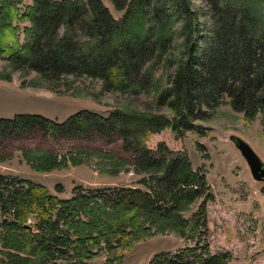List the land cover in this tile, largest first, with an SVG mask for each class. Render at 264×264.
I'll return each mask as SVG.
<instances>
[{
	"label": "trees",
	"instance_id": "16d2710c",
	"mask_svg": "<svg viewBox=\"0 0 264 264\" xmlns=\"http://www.w3.org/2000/svg\"><path fill=\"white\" fill-rule=\"evenodd\" d=\"M203 1L207 10L193 0H114L124 11L116 19L103 0H34L25 14L31 23L25 41L0 47L15 70L50 82L89 77L102 80L106 91L157 95L143 109L78 112L59 124L43 115L17 114L0 119V137L40 127L66 136L117 139L137 155V171L153 176L143 179L146 185L150 179V192L121 188L109 202L79 187L73 197L60 199L43 184L0 174V215L10 217L0 219L1 247L8 258H0L1 264H70V259L89 264L95 255L89 244L98 247L113 238L103 246H120L123 234L132 231L130 222L141 217L151 228L163 226L196 239L195 245L156 255L149 264H228L231 253H211L203 238L206 204L214 197L205 172L165 142L156 150L146 145L152 134L168 127L176 138L205 136L200 121L212 117L224 99L264 124V0ZM106 156L113 159L112 173L128 163ZM72 160L80 162L74 155ZM197 200L198 210L187 217ZM110 260L116 259L95 264H113Z\"/></svg>",
	"mask_w": 264,
	"mask_h": 264
},
{
	"label": "rangeland",
	"instance_id": "374dc122",
	"mask_svg": "<svg viewBox=\"0 0 264 264\" xmlns=\"http://www.w3.org/2000/svg\"><path fill=\"white\" fill-rule=\"evenodd\" d=\"M103 2L116 19L122 17L124 11L117 7L114 0ZM193 2L201 9H208L203 0ZM33 4L34 0H0V7L4 5L0 14V47L14 48L25 41V28L31 24L25 14ZM201 21L204 24L203 18ZM160 78L159 84L164 86L165 77L161 74ZM156 95V91L151 95L142 93L139 96L106 91L102 80L89 77H68L61 82H50L34 72L15 70L8 61L7 54L0 51L1 120H12L21 113L38 114L59 124L78 112L108 114L120 107L129 110L134 107L143 109ZM153 110L170 114V110L165 107L162 110L153 107ZM200 123L207 128L205 136L188 133L183 138H176L173 130L168 127L152 134L146 145L149 149L156 150L159 143L165 142L172 152L187 153L192 166L205 172L214 195L206 204L208 233L206 237L203 235L209 243L210 252L231 253L228 264H264L263 221L259 220L261 227H258L257 219L250 212L244 213L236 208L240 201H244L243 193L246 191L244 185L232 186L231 183L232 180L244 183L247 178L254 180L246 159L236 146L235 136L251 144L264 161L262 119L235 111L227 99H224L214 115ZM109 154L116 160L123 159L128 163L121 166L117 173H112L109 164L114 162H110L113 159L106 156ZM72 155L79 157L80 162L74 163ZM65 157L68 161L63 163ZM136 159L137 155L125 150L120 140L101 138L96 134L66 136L50 128L43 131L38 127L21 134L0 137V174L13 180L28 178L34 183L43 184L52 195L60 199L73 197L77 187L82 193H90L92 197L103 196L102 199L109 202L121 188L149 190L150 179L147 180L148 186L143 179L150 178L153 174L138 172L133 165ZM259 185L264 188V182H259ZM225 189H240L238 193L242 197L231 196L225 193ZM122 194L124 193L119 195ZM200 201L197 200L185 212L187 217L198 210ZM96 202L100 203V200ZM5 218L10 219L6 214L0 215V219ZM149 222L144 217L130 222L132 231L123 234V244L115 248L103 246L113 238L104 239L98 247L89 244L95 255L88 263H104L114 258L115 261L110 260L108 263L149 264L156 255L163 257L164 253L175 252L187 244L193 246L196 243V239L189 240L167 227L151 228ZM6 251L0 242V258L8 260ZM7 263L16 264L14 261ZM69 263L83 262L70 259Z\"/></svg>",
	"mask_w": 264,
	"mask_h": 264
},
{
	"label": "crops",
	"instance_id": "0c3cea01",
	"mask_svg": "<svg viewBox=\"0 0 264 264\" xmlns=\"http://www.w3.org/2000/svg\"><path fill=\"white\" fill-rule=\"evenodd\" d=\"M231 183L232 186H238L236 184H239V186L244 185V201H240L238 206L239 210H243V212H250L252 214L253 218H256L258 221V227L260 226V219L263 221L264 224V190L261 185H259L258 181L251 180V179H244V183H238V181L232 180ZM246 185V187H245ZM238 188V187H237ZM240 189H231V190H224L225 193H229L231 196H240ZM242 192V190H241ZM235 193V194H233ZM260 229V228H259ZM258 234V233H255Z\"/></svg>",
	"mask_w": 264,
	"mask_h": 264
},
{
	"label": "water",
	"instance_id": "95a60500",
	"mask_svg": "<svg viewBox=\"0 0 264 264\" xmlns=\"http://www.w3.org/2000/svg\"><path fill=\"white\" fill-rule=\"evenodd\" d=\"M236 146L246 159L253 178L257 181L264 182V161L247 141L234 137Z\"/></svg>",
	"mask_w": 264,
	"mask_h": 264
}]
</instances>
